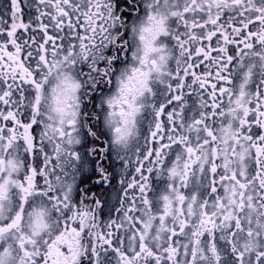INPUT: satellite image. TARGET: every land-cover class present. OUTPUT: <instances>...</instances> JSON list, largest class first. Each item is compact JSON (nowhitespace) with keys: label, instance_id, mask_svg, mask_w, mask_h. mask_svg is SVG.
Instances as JSON below:
<instances>
[{"label":"snow or ice","instance_id":"6c2138e0","mask_svg":"<svg viewBox=\"0 0 264 264\" xmlns=\"http://www.w3.org/2000/svg\"><path fill=\"white\" fill-rule=\"evenodd\" d=\"M0 264H264V0H9Z\"/></svg>","mask_w":264,"mask_h":264},{"label":"flooded vegetation","instance_id":"af4514ba","mask_svg":"<svg viewBox=\"0 0 264 264\" xmlns=\"http://www.w3.org/2000/svg\"><path fill=\"white\" fill-rule=\"evenodd\" d=\"M9 3V0H0V13L4 11L5 5ZM90 175V174H89ZM89 184H91V180H89ZM103 188L102 185H93L92 191L97 192L98 194L101 192V189ZM112 195V191L110 189H107L105 191V197L108 198Z\"/></svg>","mask_w":264,"mask_h":264}]
</instances>
